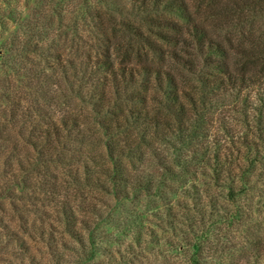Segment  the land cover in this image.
<instances>
[{"label": "trees", "instance_id": "16d2710c", "mask_svg": "<svg viewBox=\"0 0 264 264\" xmlns=\"http://www.w3.org/2000/svg\"><path fill=\"white\" fill-rule=\"evenodd\" d=\"M2 4L0 264H131L103 227L172 196L169 264L264 263V0H100L46 37Z\"/></svg>", "mask_w": 264, "mask_h": 264}, {"label": "rangeland", "instance_id": "374dc122", "mask_svg": "<svg viewBox=\"0 0 264 264\" xmlns=\"http://www.w3.org/2000/svg\"><path fill=\"white\" fill-rule=\"evenodd\" d=\"M2 1L3 0H0L1 9H3ZM99 1L100 0H21L19 2L18 0H9V2H11V6L5 7V9L9 8L12 10H16L15 16H19L20 24L34 25V28L32 27L33 30H31V32L29 31L30 29H28L29 34L38 33V31H40L41 34H45L46 37L47 35H53L57 31H62V19L57 14L62 13V16L66 18V12L72 11L74 13V18L78 17L79 19L82 18L80 16H83L86 12L89 11L88 8H91L94 3H98ZM108 1L110 2V0ZM24 2L29 4L30 7L28 9H25L23 5ZM81 21H83V19H80V22ZM5 22L11 29V31L9 32V34L5 33L3 27H1L0 25V56L4 55L1 47H3L5 44L10 43L7 42L6 39H11L13 36H15L17 29H20L22 31L25 30L23 26L16 27L12 26L13 23H7L8 21L6 20ZM64 25L68 24L66 23ZM82 32L83 31H78L77 34H81ZM0 61L5 63L3 64L2 62H0V91L3 92L6 84L8 86V82L10 83V88H13L11 81L16 82L17 75H15L14 70L18 68L20 58H18L17 55H12L10 56V58H5L3 60L0 59ZM261 196V203H264V193H262ZM173 200H177V197H170L169 201L163 203V205H161L157 201H154L152 203H147V201L141 203L124 204L121 208H118L115 213V223L104 226L103 231L107 232L115 239H120L124 245L136 246V251L141 257L136 258L134 256L136 260L132 261L133 264H169L171 258L182 254V251L180 249H177L174 253H172L171 251L172 247L174 249L175 246L179 247L180 241L187 238V224L184 220L178 219L176 224L179 225V227H176L174 220L173 222L171 220L165 222L167 218H165L164 216L160 218L159 221H157L152 220L153 218H149V215L166 214L159 209L161 208V206L167 205L170 201ZM255 200L258 201V198ZM175 210L176 209L174 208L173 215L178 214ZM136 214H139V216L135 219L134 216H136ZM255 218L257 219V216H255L254 219ZM122 225L124 226L125 233H123V231H118V228H123ZM129 232H132L133 235H131V233ZM111 248L116 250V248L121 249L123 248V246H121L119 243H113L108 246V249ZM158 256H161L162 258ZM107 259H109V257H104V259H102L101 261L104 260V262L106 263ZM212 262L213 264H229V262L231 261L221 262V260H212Z\"/></svg>", "mask_w": 264, "mask_h": 264}]
</instances>
